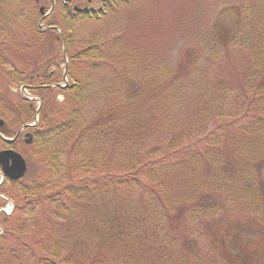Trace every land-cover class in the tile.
<instances>
[{
    "label": "trees",
    "instance_id": "trees-1",
    "mask_svg": "<svg viewBox=\"0 0 264 264\" xmlns=\"http://www.w3.org/2000/svg\"><path fill=\"white\" fill-rule=\"evenodd\" d=\"M31 1V34L39 37L40 33L55 31L56 28L40 29L39 22L46 10L35 9L37 0ZM101 1L104 5L113 0ZM75 2L58 0L57 5L72 16L95 13L76 11ZM14 3L17 13L23 9V0H0L7 7H13ZM104 13V9L98 12ZM36 41L32 40L34 44ZM102 48L103 44H88L70 56L67 76L71 84L64 87L60 86L64 80L61 73L42 71L36 75L42 81L31 84V89L39 96L54 89L65 95L62 102L43 100L38 109L35 100L20 93L13 101L8 92L0 90V146L6 148V138L15 136L21 126L35 122L38 114L37 124L31 126L34 137L29 147L44 164L33 182L22 184L25 180L8 179L3 182L10 188L20 185L21 192L11 214L16 216L0 241L6 244L10 239L14 243L17 240V249L23 252L31 251L28 236L49 239L52 246L43 244L31 253L37 264H178L175 260L183 253L181 239L174 229L185 225L196 211H203L205 198L209 196L207 188L217 189L221 195L251 200L260 197L264 187V153L247 154L240 162L235 151L238 138L229 129L224 140L217 136L209 144H192L206 131L196 126L193 132L180 125L183 92L175 89L167 105L162 104L154 89L140 83L135 74L128 75L122 96L113 95L110 103L98 105L94 115L88 116L86 108L90 101L85 98L93 99L98 93L93 94L96 90L91 88L90 75L79 67L87 65L93 75L102 64H109L102 58ZM200 80L196 79L194 84H200ZM198 92L193 95L196 107L192 111L201 120L206 116L202 99L205 92L202 89ZM184 108L189 116V106ZM9 109L15 116L9 117ZM222 127L226 126L220 124L218 130L226 132ZM65 154L66 163L61 159ZM56 174L62 175L53 177ZM8 192L15 198L12 189ZM32 205L41 207L38 212L51 217L48 225L52 217L65 223L64 233L56 235L52 230L41 233L39 227H34L38 220H33V229H26L28 224H21L23 213ZM56 210L65 214L56 216ZM146 213L155 225H146ZM10 216L4 215L2 222ZM8 248L13 251L16 247Z\"/></svg>",
    "mask_w": 264,
    "mask_h": 264
},
{
    "label": "rangeland",
    "instance_id": "rangeland-1",
    "mask_svg": "<svg viewBox=\"0 0 264 264\" xmlns=\"http://www.w3.org/2000/svg\"><path fill=\"white\" fill-rule=\"evenodd\" d=\"M29 1L33 3L23 0L24 7L18 13L16 3L13 7L0 4V90L8 92L11 100L15 101L21 93L28 99L36 98L38 104L43 100L64 101L65 95L54 89L40 96L31 89V84L42 81L36 75L56 71L66 75L60 84H71L66 74L70 56L85 45L103 44L102 58L109 64H102L93 75L87 65L79 67L90 75L91 88L96 90L93 94L98 93L93 99L85 98L86 102L90 101L86 108L88 116L94 115L98 105L110 103L113 95L122 96L128 75L135 74L140 83L154 89L162 104L171 99L175 89L183 92L182 100L177 99L182 101L180 125L193 132L196 126L206 131L192 144H209L217 136L224 140L229 136L226 131L229 129L237 135L235 151L240 162L247 154L264 153V0H113L104 5L101 0H76L78 7L95 12L87 17L60 10L58 0H37L34 8L46 10L39 22L40 29L56 28L48 34L40 33L39 37L31 34ZM102 9L106 13L98 14ZM33 39H37L35 44ZM206 43L210 45L206 47ZM255 61L260 64L258 67ZM51 63L55 65L48 66ZM30 77L35 78L31 81ZM200 78V84L195 85L194 81ZM199 89L205 92L202 99L206 105V116L201 120L192 111L196 107L193 95H198ZM185 106H189V116ZM9 113V117L15 116L12 110ZM220 124L226 126L222 127L226 132L218 130ZM32 132L26 126L18 139L6 147L26 159L28 169L20 179L25 180L22 184L33 182L44 168L40 157L29 147L31 143L25 141V135ZM67 157L65 154L61 159L66 163ZM3 182L0 184V236L13 223L16 216L11 215L13 204L15 207L21 192L20 185L10 188ZM11 189L15 198L8 192ZM207 189L209 196L205 198L203 211H196L185 225L174 229L181 239L183 253L175 261L178 264H264V187L263 193L260 191L262 195L255 200ZM39 210L41 207L33 205L25 210L21 224L24 222L29 226L26 229H33V220H38L34 227H39L41 233L48 230L56 235L64 233L65 223L52 217L48 225L51 217ZM17 213L23 216L22 212ZM36 214L43 218L35 217ZM58 214L65 213L56 210L55 215ZM4 215H11L5 223L2 222ZM145 223L155 225L148 213ZM39 239L44 243H38ZM46 239L28 236L31 251L23 252L17 249V240L14 243L10 239L6 244L0 241V264H37L31 253L37 246L53 245ZM8 247L16 248L11 251Z\"/></svg>",
    "mask_w": 264,
    "mask_h": 264
},
{
    "label": "water",
    "instance_id": "water-1",
    "mask_svg": "<svg viewBox=\"0 0 264 264\" xmlns=\"http://www.w3.org/2000/svg\"><path fill=\"white\" fill-rule=\"evenodd\" d=\"M76 9L78 11H81L80 8L76 7ZM26 126L22 127L13 139H7V141L9 143H14L18 139L21 131L26 128ZM25 137L27 143H30L33 140L32 134L28 133L25 135ZM0 166L1 173L3 175L2 182L5 178H8L11 181H18L22 177H24L28 169L27 162L24 156L13 148L4 149L0 151ZM2 182H0V184Z\"/></svg>",
    "mask_w": 264,
    "mask_h": 264
}]
</instances>
